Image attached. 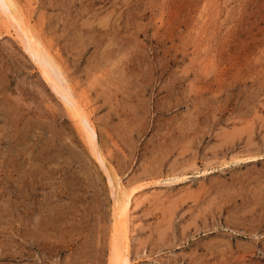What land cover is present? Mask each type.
I'll return each mask as SVG.
<instances>
[{
  "label": "rangeland",
  "instance_id": "1",
  "mask_svg": "<svg viewBox=\"0 0 264 264\" xmlns=\"http://www.w3.org/2000/svg\"><path fill=\"white\" fill-rule=\"evenodd\" d=\"M4 2L0 264H264V0Z\"/></svg>",
  "mask_w": 264,
  "mask_h": 264
},
{
  "label": "bare ground",
  "instance_id": "2",
  "mask_svg": "<svg viewBox=\"0 0 264 264\" xmlns=\"http://www.w3.org/2000/svg\"><path fill=\"white\" fill-rule=\"evenodd\" d=\"M4 3H5L4 0H0V6L3 9L4 14L6 15V18H8V21H10L11 25L13 26V30H14L13 32H14L16 38L18 39V41L20 42V44L23 46L25 51L29 54L30 58L37 65L38 69L40 70V72L43 75L46 74V72H45L46 70L49 73H51L52 69H54L53 67H55V65H53L52 69L50 68L51 64L49 65L50 61L47 58V54H44V52L42 51V48L39 46V43L35 40V37L33 36L32 32L29 31L26 26L21 24V22L18 21L16 19V17L11 16V14H10L11 12L9 13V11H8V9H6V7H5L6 5ZM55 90H56V92H58V95L63 96V98H64L65 93L59 92V89H55ZM64 101H66L67 104L70 103L65 98H64ZM71 108H73V107H71ZM74 110L78 116V119L81 121V123L84 127V130H86V133L92 137L93 142L95 144V130H94V126L92 125L90 119L88 120L87 118H85L86 115L84 117L83 113L78 108L75 107ZM90 136L88 138H90ZM100 163L103 164L102 161ZM129 199L130 198H127V199L125 198V199H123L124 200L123 201L119 197L115 196L114 201H113L114 202L113 207L115 210V217H114L115 218V224L114 225H115V229H116L115 230L116 231V239H115L116 243L114 242L116 244V252H115L116 253V259H115V261L118 264H131L129 257H128L129 245H128L127 234L125 232L126 231V226H125L126 223H125V210H124V208L126 209V207H127L126 205L129 201Z\"/></svg>",
  "mask_w": 264,
  "mask_h": 264
}]
</instances>
